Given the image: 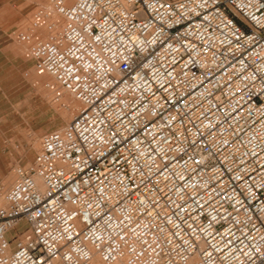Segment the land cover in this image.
Returning a JSON list of instances; mask_svg holds the SVG:
<instances>
[{
  "label": "built area",
  "instance_id": "obj_1",
  "mask_svg": "<svg viewBox=\"0 0 264 264\" xmlns=\"http://www.w3.org/2000/svg\"><path fill=\"white\" fill-rule=\"evenodd\" d=\"M47 3L13 33L81 108L0 191V264H264V0Z\"/></svg>",
  "mask_w": 264,
  "mask_h": 264
},
{
  "label": "rangeland",
  "instance_id": "obj_2",
  "mask_svg": "<svg viewBox=\"0 0 264 264\" xmlns=\"http://www.w3.org/2000/svg\"><path fill=\"white\" fill-rule=\"evenodd\" d=\"M47 2L0 0V191L15 180V166H27L33 160L41 136L63 126L81 108L79 103L71 116L74 97L61 91L54 78L34 69L30 41H18L13 33L31 32L33 13L40 7L50 10ZM23 228L19 223L9 232V239Z\"/></svg>",
  "mask_w": 264,
  "mask_h": 264
},
{
  "label": "bare ground",
  "instance_id": "obj_3",
  "mask_svg": "<svg viewBox=\"0 0 264 264\" xmlns=\"http://www.w3.org/2000/svg\"><path fill=\"white\" fill-rule=\"evenodd\" d=\"M50 76V75H49ZM52 77V76H51ZM53 78V77H52ZM72 95V94H71ZM73 96V95H72ZM75 99V98H74ZM76 100V99H75ZM73 101L72 102V106H71V108H70V114H71V116H73L75 113H76V111L79 109V102L78 101ZM30 165H31V162L27 165V166H25L26 168H28V167H30ZM15 173V172H14ZM16 176V175H15ZM92 264H101V262L98 260V259H94V261H93V263Z\"/></svg>",
  "mask_w": 264,
  "mask_h": 264
},
{
  "label": "crops",
  "instance_id": "obj_4",
  "mask_svg": "<svg viewBox=\"0 0 264 264\" xmlns=\"http://www.w3.org/2000/svg\"><path fill=\"white\" fill-rule=\"evenodd\" d=\"M25 50L27 51L26 48H25ZM42 78H43L44 80H47V76H46V75H43Z\"/></svg>",
  "mask_w": 264,
  "mask_h": 264
}]
</instances>
